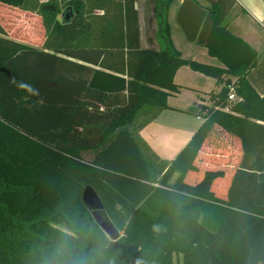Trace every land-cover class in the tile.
<instances>
[{"label":"trees","instance_id":"1","mask_svg":"<svg viewBox=\"0 0 264 264\" xmlns=\"http://www.w3.org/2000/svg\"><path fill=\"white\" fill-rule=\"evenodd\" d=\"M135 1L0 0L45 33L27 46L0 23V264H264V94L250 82L264 58L212 12L200 43L222 68L183 59L174 0H153L165 47L142 50ZM183 67L222 88L186 111L203 124L160 161L135 132L170 109Z\"/></svg>","mask_w":264,"mask_h":264},{"label":"crops","instance_id":"2","mask_svg":"<svg viewBox=\"0 0 264 264\" xmlns=\"http://www.w3.org/2000/svg\"><path fill=\"white\" fill-rule=\"evenodd\" d=\"M117 1L123 3L124 0ZM135 11L140 48L163 49L165 44L161 34L164 16H159L154 1L136 0ZM212 12H216L219 18L223 14V24L228 30L264 58V0H174L167 13V23L172 43L183 59L222 68L200 43L201 39H206L212 25ZM174 82L180 91L168 99L170 109L135 132L160 161L167 162L177 157L203 124V119L186 111L196 104L210 106V94L218 93L222 88L215 79L193 72L188 67L176 73ZM250 82L260 94H264V62L251 73ZM149 113L142 112L137 122L148 119Z\"/></svg>","mask_w":264,"mask_h":264},{"label":"rangeland","instance_id":"3","mask_svg":"<svg viewBox=\"0 0 264 264\" xmlns=\"http://www.w3.org/2000/svg\"><path fill=\"white\" fill-rule=\"evenodd\" d=\"M3 7V5H0V23L3 25L6 24L7 32L12 39L20 42L21 44L34 47L36 44H34L31 39L26 42L23 40H26V38L30 37H35L37 39L43 40L45 33L37 16L28 14L25 15L19 13L18 11H10L9 8ZM96 14L99 15L100 13ZM236 157L237 155L235 151L231 154H228L229 167H231L230 165L236 164V161L234 160L236 159ZM188 182L191 183L192 180H189ZM175 264H182L181 259L176 261Z\"/></svg>","mask_w":264,"mask_h":264},{"label":"water","instance_id":"4","mask_svg":"<svg viewBox=\"0 0 264 264\" xmlns=\"http://www.w3.org/2000/svg\"><path fill=\"white\" fill-rule=\"evenodd\" d=\"M84 201L93 211V216L97 224L104 231L107 237L112 241L118 240L120 238L119 232L112 226V224L108 220L106 214L103 211L101 201L92 189L87 188L85 190Z\"/></svg>","mask_w":264,"mask_h":264},{"label":"clouds","instance_id":"5","mask_svg":"<svg viewBox=\"0 0 264 264\" xmlns=\"http://www.w3.org/2000/svg\"><path fill=\"white\" fill-rule=\"evenodd\" d=\"M13 83H16L19 88L22 90L27 91L29 94L38 95V89H35L32 85L26 83V82H16L15 80Z\"/></svg>","mask_w":264,"mask_h":264},{"label":"built area","instance_id":"6","mask_svg":"<svg viewBox=\"0 0 264 264\" xmlns=\"http://www.w3.org/2000/svg\"><path fill=\"white\" fill-rule=\"evenodd\" d=\"M230 89V96H229V100L230 101H237L238 98L235 95L234 89L232 87H229Z\"/></svg>","mask_w":264,"mask_h":264}]
</instances>
